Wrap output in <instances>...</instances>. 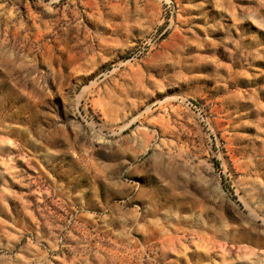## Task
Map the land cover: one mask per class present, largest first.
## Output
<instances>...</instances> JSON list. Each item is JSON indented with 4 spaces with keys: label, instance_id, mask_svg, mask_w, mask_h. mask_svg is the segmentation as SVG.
Masks as SVG:
<instances>
[{
    "label": "rangeland",
    "instance_id": "rangeland-1",
    "mask_svg": "<svg viewBox=\"0 0 264 264\" xmlns=\"http://www.w3.org/2000/svg\"><path fill=\"white\" fill-rule=\"evenodd\" d=\"M0 264H264V0H0Z\"/></svg>",
    "mask_w": 264,
    "mask_h": 264
}]
</instances>
